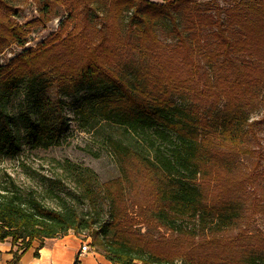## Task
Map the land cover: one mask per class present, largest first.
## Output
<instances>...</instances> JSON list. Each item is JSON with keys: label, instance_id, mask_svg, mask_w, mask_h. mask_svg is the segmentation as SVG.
I'll use <instances>...</instances> for the list:
<instances>
[{"label": "trees", "instance_id": "1", "mask_svg": "<svg viewBox=\"0 0 264 264\" xmlns=\"http://www.w3.org/2000/svg\"><path fill=\"white\" fill-rule=\"evenodd\" d=\"M34 1L40 17L21 24L12 0H0V55L14 45L22 48L0 63V159L15 156L24 143L58 145L69 128L64 97L87 89L91 93L76 108L80 126L120 128L111 143L121 174L98 183L109 207L104 220L93 192L90 213L81 215L67 203L54 209L27 196L0 169V241L17 247L11 264L35 240L69 231L88 233L92 248L113 264H264L263 239H256L253 251L241 252L236 238L197 241L207 230L239 224V192L244 195L255 181L236 159L252 154L243 110L264 86V0H225L228 7L205 14L195 11L201 0ZM58 4L68 14L57 30L25 48L29 27L49 21ZM181 12L187 13L184 29L176 16ZM167 19L176 38L171 44L157 34ZM239 56L250 59L239 62ZM54 84L55 99L47 92ZM21 94L16 112L11 104ZM176 94L190 102L174 100ZM133 171L141 173L140 181ZM139 185L150 193L134 204L133 215L126 190L138 191ZM152 222L167 235L138 228Z\"/></svg>", "mask_w": 264, "mask_h": 264}, {"label": "rangeland", "instance_id": "2", "mask_svg": "<svg viewBox=\"0 0 264 264\" xmlns=\"http://www.w3.org/2000/svg\"><path fill=\"white\" fill-rule=\"evenodd\" d=\"M12 3L17 9L16 19L21 24L31 23L40 17L38 5L34 0H12ZM217 5L229 6L225 0H216V2L201 0L195 6V11L198 9L202 14L214 13ZM67 14L66 6L55 5L49 21L29 27L30 35L25 48L35 47L41 40L55 32L60 21ZM96 16L97 21L100 22L103 12L97 13ZM176 16L180 28H186L188 25L186 22L187 13L181 12ZM171 30L172 27L168 19L160 22L157 26V34L166 44L176 41V38L171 35ZM21 51V47L11 46L0 55V63L6 62ZM133 54H135L133 59L140 61L141 55ZM247 59L249 60L250 57H238L239 62ZM142 64H146V61ZM143 67L141 66V68ZM140 72L144 74L151 71ZM203 72L212 77L217 74L216 71ZM58 91L59 88L54 84L47 92L55 99L59 96ZM89 93L91 91L86 89L74 97H64L67 102L64 113L69 119V128L58 145L44 149L33 148L24 143L15 156L0 159V169L12 175L20 190L27 196L36 197L43 204L54 209H59L64 203H67L81 215L90 213L92 200L88 195L93 192L97 199L95 203L97 202L96 205L105 220L108 218L109 207L99 184H104L121 174L118 156L111 143V138L119 136L121 131L120 128L104 123L98 124L93 129L92 127L81 128L76 108L82 98ZM22 98L23 94L14 99L11 104L16 112L21 109ZM173 99L178 102L181 100L190 102L189 98L179 94L174 95ZM223 106L224 102L220 104L219 111L223 109ZM243 115L247 118V128H251L247 137V145L252 150V154L239 156L236 161L242 173L255 177V181L248 186L244 195L239 192L243 199L244 217H241L237 226L229 230L221 232L207 230L201 233L197 239V241H202L216 238L221 242H228L229 239L236 238L235 249L240 252L249 248L250 251H253L256 239L264 240V86L256 92L252 99L246 101ZM133 175L137 181H140L141 173L133 171ZM88 177L92 178L93 182H89ZM88 186L92 187L90 191H87ZM148 193L150 191H146L142 185H139L138 191L130 187L127 188L126 200L133 215H136L134 211L137 210L134 204L142 201ZM138 228L144 233L150 232L155 237L167 235L166 229L158 226L156 222H152L151 225L142 224ZM81 235L87 239L89 234L83 232ZM88 239L92 242V238Z\"/></svg>", "mask_w": 264, "mask_h": 264}, {"label": "crops", "instance_id": "3", "mask_svg": "<svg viewBox=\"0 0 264 264\" xmlns=\"http://www.w3.org/2000/svg\"><path fill=\"white\" fill-rule=\"evenodd\" d=\"M163 2L164 0H150ZM86 243L91 248L79 257L82 245ZM16 246L10 239L0 241V264H11ZM17 264H113L101 252L92 248L90 239L69 231L57 238L35 240L26 250Z\"/></svg>", "mask_w": 264, "mask_h": 264}, {"label": "built area", "instance_id": "4", "mask_svg": "<svg viewBox=\"0 0 264 264\" xmlns=\"http://www.w3.org/2000/svg\"><path fill=\"white\" fill-rule=\"evenodd\" d=\"M90 250V247L88 244L84 243L81 247L80 253H79V257L83 254H85L86 252H88Z\"/></svg>", "mask_w": 264, "mask_h": 264}]
</instances>
